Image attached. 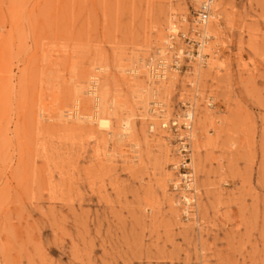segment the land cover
Segmentation results:
<instances>
[{"label": "rangeland", "instance_id": "1", "mask_svg": "<svg viewBox=\"0 0 264 264\" xmlns=\"http://www.w3.org/2000/svg\"><path fill=\"white\" fill-rule=\"evenodd\" d=\"M203 1L0 0V264H264V0L213 3L217 66L182 59L160 94L130 85L148 43L154 64L197 40ZM98 66L108 128L67 116L74 99L92 113ZM181 116L190 192L161 127Z\"/></svg>", "mask_w": 264, "mask_h": 264}, {"label": "bare ground", "instance_id": "2", "mask_svg": "<svg viewBox=\"0 0 264 264\" xmlns=\"http://www.w3.org/2000/svg\"><path fill=\"white\" fill-rule=\"evenodd\" d=\"M216 1L217 0H211V1L210 0H204L202 2L200 7H203L206 3L210 2L209 14H211L212 19L209 20V21L207 20L208 22L205 21V22L197 25V26H200V27H197V26L194 27L193 26V30L196 31L195 33H198V35L200 36V40H201V46H200V51H199V56H198L201 59L198 62H199V64H202V65L203 64L210 65V67L217 66L216 65L217 61L214 59L215 52H213L212 48L210 47L209 50L206 49L208 51L207 56H206V54L203 52V49L206 46V44L208 43L207 40H208L209 37L211 38V36H213V38H217V36H218L219 26H218V24H217V22L215 20L216 17L214 15L213 10H212V5ZM182 19H184V18H182ZM169 45H171V44H169ZM169 45H167V46H169ZM169 47H171V46H169ZM206 48H207V46H206ZM151 49H152V43H148L147 46H146V53L145 54H147L149 51H151ZM166 50H167V48L166 49L165 48L161 49V47H157L156 50H155L154 57L155 56L158 57V56L166 55V52H167ZM145 54H143L142 56L139 55V58H138L139 64H138V66L135 67V68H131L128 71V73L137 74L138 76H140L139 74H141L140 73L141 70H139V69H147V68H149V71L147 72V77L148 78L145 80V82L142 81L143 83L142 82H137L135 85L134 84H130V85L134 86L136 88H140V87H142V86H144L146 84V87H143V89L145 90V88L148 87L149 88L148 90H150L154 94L159 93L162 90L161 87H164V89L166 91H168L169 88L171 87L172 83H174V81L176 79V74L169 75L168 81L165 79L166 81H161L160 82L161 83L160 86H157L156 88H154L153 85H151V83L154 82V83L157 84L158 82H156L154 80L157 79V78H158L157 80H160V78L161 79L162 78H166V75L168 74V72L166 73V71H164L165 72L164 74L157 75L155 73V63L153 64V57L148 59V60H146L145 58H143L145 56ZM202 56L203 57L206 56V58L203 59ZM161 60L162 61H166V63H167L166 59L161 58ZM96 70H97L96 73L93 74L90 77L89 90L86 91V94H88V96H89L88 98H86V100L89 101V102L90 101L93 102L92 113L88 114V115L80 113L79 112L80 101L78 99H74L73 100V104H72V108L73 109H72V111L69 114H67V116H68V118H74L76 120L86 118V119H89L91 122H97L99 128H108L110 126V120H109V118H107V117H105L103 115L100 116V113H99V110H100V108H99L100 97H99V95L97 93V83H98V79H99V73H102L104 71V68H103V66H98V67H96ZM143 74H145V72ZM127 80H128V82H130V79H127ZM106 87H108V84H106ZM146 91H147V89H146ZM68 98L71 99L72 98V94ZM153 104H154V102H153ZM155 104L159 105L158 102H156ZM157 105H154V106H157ZM153 110L159 111L160 108H159V106H157V109H153ZM191 110H187L186 111V117L188 119H190V120L194 116V113ZM148 112H152V110L149 109ZM190 120H185L184 125H185L186 122L189 123ZM165 125H166L165 122L161 123V127H165ZM123 128H124V129H122L123 131L114 133V136L120 142L124 141L128 137L127 132L131 129V126H130L129 122H126L124 124ZM152 129H153V126H152ZM189 136H190V138L193 137L192 131H189Z\"/></svg>", "mask_w": 264, "mask_h": 264}, {"label": "built area", "instance_id": "3", "mask_svg": "<svg viewBox=\"0 0 264 264\" xmlns=\"http://www.w3.org/2000/svg\"><path fill=\"white\" fill-rule=\"evenodd\" d=\"M211 1V0H210ZM209 5L210 2L206 3L203 7H200L197 16L195 17V20L193 21V25L197 26L209 19ZM179 35V34H178ZM194 37L197 38V40L190 38L189 36H186L185 34H180V38L183 39L186 48L185 50H182L181 57L176 53L177 50H174L173 55L171 56L170 61L166 63V61H162L161 59H158L155 63V73L157 75H162L166 71L171 70H177L181 67L180 61L182 59H185L186 61L192 60V59H198L200 46H201V40L198 33L194 32ZM172 39H174L172 37ZM171 39V40H172ZM173 41V40H172ZM206 56L204 57V59ZM186 110L184 111V113ZM183 113V114H184ZM182 120L186 118L185 116H181ZM169 129L175 136H177V144H178V154H179V162L177 167L174 169L176 170L178 182H174L173 189L175 191H191L190 189H187L188 185H192L193 182V172L189 166L190 158H189V143L186 141L185 136L181 135L180 130H186V127L184 123H179L175 121V119H170L168 121V124L165 125V129Z\"/></svg>", "mask_w": 264, "mask_h": 264}]
</instances>
